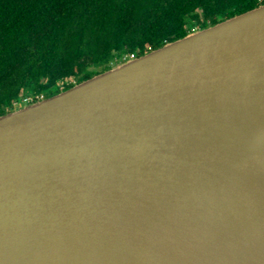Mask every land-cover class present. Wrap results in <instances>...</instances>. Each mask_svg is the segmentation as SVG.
I'll use <instances>...</instances> for the list:
<instances>
[{"label": "water", "instance_id": "95a60500", "mask_svg": "<svg viewBox=\"0 0 264 264\" xmlns=\"http://www.w3.org/2000/svg\"><path fill=\"white\" fill-rule=\"evenodd\" d=\"M0 264H264V3L1 113Z\"/></svg>", "mask_w": 264, "mask_h": 264}, {"label": "trees", "instance_id": "16d2710c", "mask_svg": "<svg viewBox=\"0 0 264 264\" xmlns=\"http://www.w3.org/2000/svg\"><path fill=\"white\" fill-rule=\"evenodd\" d=\"M262 3L0 0V114Z\"/></svg>", "mask_w": 264, "mask_h": 264}, {"label": "built area", "instance_id": "2783aa9c", "mask_svg": "<svg viewBox=\"0 0 264 264\" xmlns=\"http://www.w3.org/2000/svg\"><path fill=\"white\" fill-rule=\"evenodd\" d=\"M134 57H135L134 54H130V56H129V58H134ZM36 97H37V99H39V98H42L44 96H43V94H41V95L36 96ZM31 101H33V97L32 96H26V97L22 98V104L23 103H28V102H31Z\"/></svg>", "mask_w": 264, "mask_h": 264}]
</instances>
